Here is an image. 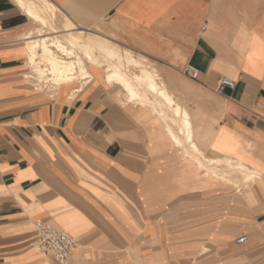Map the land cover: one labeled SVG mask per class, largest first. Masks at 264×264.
Masks as SVG:
<instances>
[{
  "label": "crops",
  "instance_id": "crops-1",
  "mask_svg": "<svg viewBox=\"0 0 264 264\" xmlns=\"http://www.w3.org/2000/svg\"><path fill=\"white\" fill-rule=\"evenodd\" d=\"M46 1L58 13L41 36L66 39L68 22L116 48L125 73L138 59L186 107L207 159L259 178L247 202L240 176L234 193L218 166L186 157L158 101L106 81L102 53L76 51L90 85L40 82L27 43L41 26L0 0V264H56L32 246L37 223L76 241L67 264H264V0ZM224 78L235 87L218 95Z\"/></svg>",
  "mask_w": 264,
  "mask_h": 264
},
{
  "label": "bare ground",
  "instance_id": "bare-ground-1",
  "mask_svg": "<svg viewBox=\"0 0 264 264\" xmlns=\"http://www.w3.org/2000/svg\"><path fill=\"white\" fill-rule=\"evenodd\" d=\"M36 1L39 5L34 0H14L25 15L41 26V30L37 31L39 38H30L27 43L30 75L34 74L40 82H53L56 85L81 83L90 78V74L82 67L81 57L76 51L79 50L82 56L91 63H97L94 55L96 52L102 53L105 59L104 62L110 70L106 77L109 84L116 83L124 88L130 100L129 102L138 100L143 103L147 100V94L158 101L155 102L157 105H152V111L162 119L171 141L183 149L186 157L194 160L201 168L210 170L208 166L225 163L231 175L238 174L240 176V181L243 184V196L247 202L251 201L253 196L248 184L256 183L259 173L256 170L247 168L242 163L228 159L219 157L211 160L207 159L194 142V130L198 127L193 126L186 107L180 105V103L178 104L172 98L171 92L169 93L166 90L165 84L158 74L150 71L148 67L145 68L138 59L130 55H127L125 62L127 66H131L132 73H125L122 70L121 57L116 48L108 43H102L96 38H84L81 33L72 32L74 27L68 22L64 25L67 30L66 39L41 36L42 32L53 31L49 21L43 16L44 12L49 11V18L53 20L57 10L51 7L46 0ZM76 66H79L78 70ZM89 83L90 81H87L85 85ZM164 109L168 110L169 115L165 113ZM226 182L232 183L229 179ZM235 184L233 182V185Z\"/></svg>",
  "mask_w": 264,
  "mask_h": 264
},
{
  "label": "built area",
  "instance_id": "built-area-1",
  "mask_svg": "<svg viewBox=\"0 0 264 264\" xmlns=\"http://www.w3.org/2000/svg\"><path fill=\"white\" fill-rule=\"evenodd\" d=\"M183 75L191 80H196L199 76V70L191 65H186L183 69ZM89 82V78L84 81ZM235 83L229 79H222L217 88V94H224L225 90H233ZM36 236L32 242L33 248L38 253L50 257L56 264H67L72 251L76 248V241L66 232L50 227L43 223L35 225ZM238 245H244L248 242L246 236L237 239Z\"/></svg>",
  "mask_w": 264,
  "mask_h": 264
},
{
  "label": "rangeland",
  "instance_id": "rangeland-1",
  "mask_svg": "<svg viewBox=\"0 0 264 264\" xmlns=\"http://www.w3.org/2000/svg\"><path fill=\"white\" fill-rule=\"evenodd\" d=\"M89 81L90 83L88 85L91 84L92 82V79L89 78ZM85 83V82H84ZM219 167V171L218 173L221 174V177H227V179H229L231 182H236L235 180H232V178L234 179L235 177H238L239 175L238 174H235V175H231V173L229 172V168L227 167V165L225 163H221V164H218L216 165ZM226 172V173H225ZM224 173V174H223ZM231 178V179H230ZM234 186V193H241V187L239 185H233ZM242 236H245V235H242ZM241 236V237H242ZM237 241V240H236ZM237 244V242H236ZM35 250V249H34ZM36 251V250H35ZM37 252V251H36Z\"/></svg>",
  "mask_w": 264,
  "mask_h": 264
}]
</instances>
